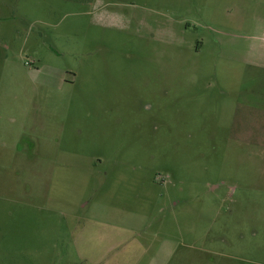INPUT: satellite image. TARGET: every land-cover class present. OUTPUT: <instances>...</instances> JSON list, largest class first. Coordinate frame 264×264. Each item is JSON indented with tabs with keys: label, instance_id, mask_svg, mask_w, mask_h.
<instances>
[{
	"label": "rangeland",
	"instance_id": "374dc122",
	"mask_svg": "<svg viewBox=\"0 0 264 264\" xmlns=\"http://www.w3.org/2000/svg\"><path fill=\"white\" fill-rule=\"evenodd\" d=\"M164 250L264 264V0H0V264Z\"/></svg>",
	"mask_w": 264,
	"mask_h": 264
},
{
	"label": "crops",
	"instance_id": "0c3cea01",
	"mask_svg": "<svg viewBox=\"0 0 264 264\" xmlns=\"http://www.w3.org/2000/svg\"><path fill=\"white\" fill-rule=\"evenodd\" d=\"M169 250H170V249H169ZM169 250H168L166 253H165L166 250L160 252L162 256H165V258H168V259L165 261L164 264L172 263V261L174 260L173 251H169ZM164 253H165V254H164ZM153 255H155L154 262L157 261V260H158V261H161L160 258H159V255H158V254L155 253V254H153ZM151 264H154V263L152 262Z\"/></svg>",
	"mask_w": 264,
	"mask_h": 264
}]
</instances>
